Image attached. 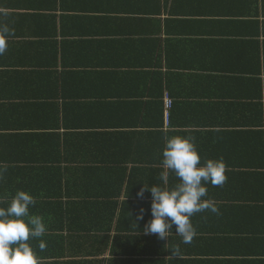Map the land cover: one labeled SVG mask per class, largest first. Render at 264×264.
<instances>
[{"label": "crops", "instance_id": "crops-1", "mask_svg": "<svg viewBox=\"0 0 264 264\" xmlns=\"http://www.w3.org/2000/svg\"><path fill=\"white\" fill-rule=\"evenodd\" d=\"M2 24L0 207L34 197L40 264H264V0H0ZM177 135L227 164L191 244L145 235L138 196L180 182Z\"/></svg>", "mask_w": 264, "mask_h": 264}, {"label": "clouds", "instance_id": "clouds-1", "mask_svg": "<svg viewBox=\"0 0 264 264\" xmlns=\"http://www.w3.org/2000/svg\"><path fill=\"white\" fill-rule=\"evenodd\" d=\"M15 31L7 24L0 25V56L8 51L9 37ZM193 136H173L166 142L163 151V167L161 175L165 185H168L170 173L179 179L174 187L150 188L143 187L138 196L143 198L145 192H151V211L153 219L145 226V235H157L161 240H168L172 234L173 225L182 242L191 244L197 236L192 217L198 213L210 210L219 214V208L214 200L204 199L208 195L206 184L223 187L228 180L227 164L223 157L219 160L209 159L201 166V157L197 151ZM8 171L7 165H0V180ZM127 199V198H126ZM36 203L33 196L18 191L7 208L0 207V264H40V259L29 241L41 238L47 232V226L41 216L30 215V206ZM141 209V213H143ZM28 222H25V218ZM143 219V215L139 217ZM41 251L47 244L41 240ZM180 246L172 249L173 256L180 255Z\"/></svg>", "mask_w": 264, "mask_h": 264}, {"label": "built area", "instance_id": "built-area-1", "mask_svg": "<svg viewBox=\"0 0 264 264\" xmlns=\"http://www.w3.org/2000/svg\"><path fill=\"white\" fill-rule=\"evenodd\" d=\"M171 104H172V102L166 96V99H165V108H166V110L170 109Z\"/></svg>", "mask_w": 264, "mask_h": 264}]
</instances>
